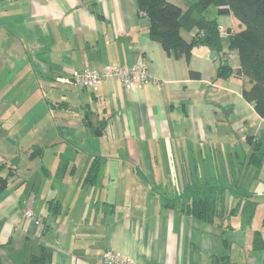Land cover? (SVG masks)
<instances>
[{
    "label": "crops",
    "instance_id": "1",
    "mask_svg": "<svg viewBox=\"0 0 264 264\" xmlns=\"http://www.w3.org/2000/svg\"><path fill=\"white\" fill-rule=\"evenodd\" d=\"M168 1L186 11L190 0ZM217 21L222 54L201 46L177 59L150 38L137 0H0V166L15 169L0 187L4 264H27L42 246L52 264H102L105 251L135 264H264V245L252 247L264 224V165L248 164V138L264 140V118L241 78L217 79L222 65L240 68L227 37L244 29L233 15ZM195 32L181 34L190 42ZM106 63L145 65L160 84L74 85L73 71ZM207 186L223 210L214 223L180 210L181 195ZM247 201L258 204L252 220L241 212Z\"/></svg>",
    "mask_w": 264,
    "mask_h": 264
},
{
    "label": "trees",
    "instance_id": "2",
    "mask_svg": "<svg viewBox=\"0 0 264 264\" xmlns=\"http://www.w3.org/2000/svg\"><path fill=\"white\" fill-rule=\"evenodd\" d=\"M137 3L139 12L150 19L148 30L150 38L160 43L168 54L174 55L177 59H189L192 51L201 46H207L222 54L224 38L217 17L233 15L244 29L228 34V49L239 53L241 66L233 70L228 65H222L217 72V79H228L232 75L241 78L244 82V99L253 105L260 117L264 118V0H190L186 11L168 0H137ZM183 30L196 31L190 42L183 38L181 34ZM106 123L107 121H103L99 126L98 135H102ZM248 140L252 145L248 164L256 167L259 172L264 165V140L256 142L254 137H249ZM42 154L43 149L37 148L32 157H41ZM5 169L8 170V176L7 179L6 177L0 179L1 189L5 188L8 178L15 174L12 167L0 166V171ZM93 169L96 170L94 174ZM98 170L99 164L96 162L86 177L88 185L96 184ZM206 189V192H198L196 195L187 193L181 195L180 210L199 221L214 223L215 218L219 217L223 210L217 208L216 199L219 194L214 187L207 186ZM49 203L52 204L53 201ZM257 205L256 201H247L241 212L248 214L252 220ZM169 206L174 207L168 204ZM237 211L238 208L229 210L227 217L237 214ZM254 232L252 247L254 250H262L264 224L262 230ZM0 264H4L1 257ZM27 264H52V251L42 246L40 253L31 255Z\"/></svg>",
    "mask_w": 264,
    "mask_h": 264
},
{
    "label": "built area",
    "instance_id": "3",
    "mask_svg": "<svg viewBox=\"0 0 264 264\" xmlns=\"http://www.w3.org/2000/svg\"><path fill=\"white\" fill-rule=\"evenodd\" d=\"M71 79L76 87L94 93H97L100 90L101 83L107 80H118L128 90L140 89L150 84H160V81L149 76L146 66L142 64L124 67L106 63L101 68L75 70L71 73ZM24 216L28 220H35L37 224L42 220L31 209H27ZM100 262L102 264H135L128 256L113 251L103 252L100 256Z\"/></svg>",
    "mask_w": 264,
    "mask_h": 264
},
{
    "label": "rangeland",
    "instance_id": "4",
    "mask_svg": "<svg viewBox=\"0 0 264 264\" xmlns=\"http://www.w3.org/2000/svg\"><path fill=\"white\" fill-rule=\"evenodd\" d=\"M263 168H264V167H263ZM261 171H262V172L259 173L258 177H261V178L264 179V169H263V170L261 169Z\"/></svg>",
    "mask_w": 264,
    "mask_h": 264
}]
</instances>
